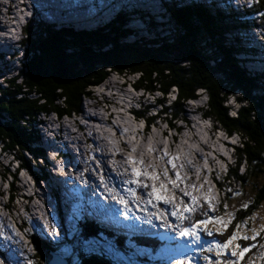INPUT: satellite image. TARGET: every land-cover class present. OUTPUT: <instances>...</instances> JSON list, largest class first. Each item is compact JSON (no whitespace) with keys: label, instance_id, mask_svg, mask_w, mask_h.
<instances>
[{"label":"trees","instance_id":"obj_1","mask_svg":"<svg viewBox=\"0 0 264 264\" xmlns=\"http://www.w3.org/2000/svg\"><path fill=\"white\" fill-rule=\"evenodd\" d=\"M173 2L166 6L175 25L171 39H132L130 35L136 36L135 31L123 28L125 14L107 27L89 32L58 30L42 23L27 26L21 69L16 77L0 84V149L12 151L30 169L24 152L34 157L41 153L31 147L37 140L32 129L35 120L46 113L64 117L78 112L91 87L103 84L110 74L123 76L124 81L129 80L141 91L159 93L162 100L175 92L176 100L161 105L167 121L181 118L185 102L205 91V115L229 137L235 134L241 138L240 147L234 151L237 163L230 167L227 179L242 188L250 181L262 180L253 203L235 220V225L242 224L264 202V75L248 73L239 65L241 62L234 57L237 50L227 43L226 34L237 27L264 25V0H258L249 11L229 15L204 5L181 6ZM236 89L240 90L237 97L233 95ZM231 97L238 106L234 110L227 105ZM159 102L162 101L158 99ZM146 110L135 113L146 118ZM240 166L244 173H240ZM232 198L227 194L228 201ZM86 223L91 224L84 222L71 234L75 236L71 242L83 248L75 255V264H118L120 261L114 262L94 249L99 245L83 239L87 230L92 231ZM33 239L40 249L39 240ZM117 240L123 241L124 237L117 236ZM88 244L92 249L86 247ZM62 247H54L53 251L59 253ZM36 259L39 264L43 260L50 264L43 250ZM127 262L140 264L131 259Z\"/></svg>","mask_w":264,"mask_h":264},{"label":"bare ground","instance_id":"obj_2","mask_svg":"<svg viewBox=\"0 0 264 264\" xmlns=\"http://www.w3.org/2000/svg\"><path fill=\"white\" fill-rule=\"evenodd\" d=\"M58 1L66 2L67 0H58ZM179 1L182 3V0ZM16 2H17L16 0H0V6L2 4L5 6L7 3L15 4ZM155 2L156 0H92L89 5H96L97 8L110 9V11H112L114 8L117 7L125 8V7L136 6V9H140L143 14L139 16L132 15L129 16V18L130 17L137 18V17H141L144 14L151 15V13L153 12L151 8L157 7ZM148 9L151 12L145 11ZM11 10L12 9L9 8L6 11H0V15L2 16L1 18L5 19L4 15L7 13L18 14L17 12H12ZM38 10L39 12L45 11L49 16L52 17L53 20L59 18V14H64V12L69 11L66 10L60 13L59 9L51 7L46 4L38 5ZM23 12L24 10L19 11L20 14ZM81 22H85V20H82ZM0 25H1L0 30L4 31L5 29H3V27H5L6 25L2 24L1 22ZM84 27L88 28V25L85 23ZM248 38L251 41L249 44L250 46H253L257 49L260 48L259 42L256 40L253 34H249ZM9 42L11 41L4 39V42L0 46V50L3 48V46L7 45V43ZM245 60L249 61L252 65H254L253 67H257L260 70L264 68L263 65L255 61L256 59L246 58ZM4 69H7V67L5 66ZM117 81H118L117 79H113L112 82L111 79H109L106 81L107 83H103L102 85L96 87V88H100L102 86V88H100L101 90L100 89L99 90L95 89V90H97L100 95L102 94V92L106 91L107 88L113 89L114 84ZM128 88H130V91L132 93L127 89L120 90L118 92V93L121 92L122 96L118 97L120 99V103L116 104V107L103 109V111H101V109L98 108L99 104H97V102L92 103L89 109H85V110L82 109L80 113L81 118L72 120L68 124L60 120L42 119L40 121V124L45 126V130H43L42 128L40 130V128H38V130L36 131L38 133L37 136H39V138H40V134H42L43 137H46L53 143L52 145L53 147L52 148L48 147V151H53L54 149H57L59 140L60 143L64 146V150H65L64 152L66 153L65 162L63 163V160L52 159V160H48L47 163L50 169H53L51 171L53 175L51 176L52 179H54V183L55 182L58 183L59 186L61 187L62 200L59 201V205L66 208L63 214L70 217L71 219H74V216L77 213H79L80 216H85L87 212L92 219L93 218L95 220L99 219L105 224L112 223L122 226L123 231L121 233L123 234L133 233L134 228L132 224L131 225L124 224L118 221L117 219H114L108 214L109 211L114 210L117 213H119V215H121L123 218L124 217L131 218L132 220L142 225L141 227L137 226L135 228L134 230L135 233L137 234L139 233L140 235L142 234L151 235L150 232L155 231V230L153 231V226L158 227L159 222L155 220V217H152V221H153L152 224L145 223V221L148 219V217L145 215V212H143L145 210L141 209L137 211V208L134 207L129 196V192L134 191L137 194V196L140 197L142 200L147 199L148 198L147 191H149L150 188L144 189L142 187H136L135 185L126 184L128 191L121 190L122 185H124L123 181L125 179H130V177L122 172V169L118 164L123 163V166H125V170H126L127 164L125 161V157L128 156L129 154H134L132 158L135 160H140L139 154H141V157L145 161L144 163L145 166L143 167L147 168V165H149L150 160H152V163L158 172L163 170L166 167V164L164 163V161H160L161 162V163L159 162L160 164L157 163L156 158H157V151H159L160 147L162 146L160 136L164 135V130L161 127H158V130L156 132H152L151 135H152L153 148L151 151H147L146 147L138 140V135L141 134V132L136 131V129L137 127H141V125L136 124L137 120L128 117L127 110L126 112L121 110L127 104L126 98H128V101L130 102V99L133 100L135 96L133 94V89L131 85L128 84ZM137 94L143 96L142 91L137 92ZM148 96H149L148 93L144 95V97H148ZM91 109L95 110V115L93 117H91L89 113ZM194 110L195 109L192 107L190 113L193 114ZM124 116L126 117L124 118ZM191 116L192 115L189 114L186 115L187 118ZM89 119H91V121H88ZM127 122H129L132 126ZM100 130L101 133L104 134V137H102L103 141L100 139V136H102ZM191 130L192 128H190V131ZM57 135L59 137H57ZM209 137L212 143L209 142V139L203 137V135H200V137L198 135V142H199L198 146L196 147L192 145L188 146L187 144H185V147L181 146L179 150L176 148L175 152L172 150L173 148L168 140L169 142L168 146L170 148L169 150L171 151L172 156L173 153H177V156L180 157V159L176 161V163L177 164L184 163L185 165V169L183 172H181V176L183 179H185V181L189 185L188 190L191 191L195 196H200L202 193L208 192L209 187L207 183L199 184V182H203V178L200 177L201 175L197 179H194L189 175L187 176L185 173H189V172L191 173L195 165L197 163H201L202 160H206L207 163L212 168L210 171L205 166L203 167L204 169H207L209 171L208 173L211 172V174H215L220 171L218 161H216L215 158L211 157L210 159H208L207 157H205L206 154L205 155L202 154L201 151L198 152L197 149L198 148L204 149L206 151L211 150V152L215 155V157L218 160L224 157V153L221 152V149H219L218 146H216V144L213 143L215 136H212L209 133ZM217 140L219 142L222 141L221 138H218ZM34 143L35 145H38L36 139ZM43 145H45V143ZM176 145L177 144L174 143V147ZM211 145H214V148H211ZM73 146L74 149H70ZM105 146H108L107 150ZM133 148L136 150L135 152L131 151ZM140 150L141 152H139ZM58 151H53V152L59 153ZM113 153H115V155H113ZM191 154H192V159H190ZM74 155L77 156L79 162L71 159ZM189 161L191 163H189ZM94 162H97V166L95 167H94ZM106 163L108 167L106 166ZM13 171L17 173V180L20 181L21 184L23 185V188L21 189L32 191L33 194L36 196V200L30 201L28 204L19 201V206L20 208H23V212L21 214L25 216L27 215L26 218L29 219L30 224L33 225L35 230L38 231L40 225H42L41 222H43V210L41 209V205L38 201H41L43 204L48 205L47 207L50 208L52 207V204L49 202L50 199L48 201L44 197V194H46L44 189L42 191L38 189V192H36V186L33 187L29 181H24L19 176L18 171L16 169ZM117 171H119L121 175L118 176ZM171 173L172 170L169 169V174L171 175ZM68 181H73L74 184L77 185V187L73 189L76 192V194H73L69 190H67L68 185L66 183H68ZM146 183L150 185L151 181H147ZM79 185H81L82 187L80 188ZM183 186L184 185H181V187ZM192 186H194V188H199L200 192H196ZM89 190H93V195H95L93 198L89 196ZM109 190H111V192ZM38 194L40 195V197H38ZM97 194L103 196V199L105 200V204L102 203V201L99 198L100 196H98ZM113 195L119 198H125L127 208L131 210L126 211L123 206L116 204L115 200L113 199ZM177 195L180 196L183 200L187 201V197H182V194L180 193H177ZM68 200L76 203L73 208H69L68 206H66L67 202H69ZM139 206L144 207L142 203H140ZM3 208L4 205L0 198V228H3L4 235L9 237V239L7 240L0 238V257H1L0 260L5 264H10L12 262H14L15 264H27L28 262L34 264L30 256V252L27 249L28 248L27 241L21 239V237L18 234L13 235L15 231L12 223H9L10 222L9 219L12 218V220L14 221L15 216L6 214L5 211H2ZM157 208H159L168 216V223H172V224L179 223L181 227H183L182 225L184 224V222L185 224L187 223L186 222L187 219H185L183 222H178L174 218H172L170 215L171 208L169 206L163 204H157ZM199 208L200 206L198 207L197 211L194 212L195 214H197ZM146 211L154 212L155 209H153L151 206H148L146 208ZM2 212H4V214ZM21 214H19V217L23 216ZM192 214L189 213L186 215L189 218L192 216ZM9 216L10 218L8 219ZM47 217H48V221L50 222L55 221V212L51 208H50V213H47ZM105 217L107 218L108 221H106ZM145 228L148 229L150 232L145 231L144 230ZM142 231H145V233H143ZM167 232L173 233V231H167ZM168 233L162 235H169ZM148 242L149 241H146V244H150L156 241L154 239L151 242L149 243ZM4 249H6V251Z\"/></svg>","mask_w":264,"mask_h":264},{"label":"rangeland","instance_id":"obj_3","mask_svg":"<svg viewBox=\"0 0 264 264\" xmlns=\"http://www.w3.org/2000/svg\"><path fill=\"white\" fill-rule=\"evenodd\" d=\"M16 1H17L16 3H18L21 0H16ZM155 4L157 5V7H152L151 8L153 10V12L151 14H156L157 15V17H155L153 19V21L155 20V22H161V24H164L165 21H166V25L162 26L161 29L159 28L160 26H156V28H158L157 29L158 32L160 33L163 30V33H160V34L158 33V35L157 34H154V33H150V28H151L152 21H150L145 15H142L140 17V20L141 21L136 20V19H139V17H137V18L136 17H130L129 18V16H132V15L139 16V15L143 14L140 9H136V6H134V7H132V6L131 7H126V9L130 12V14L125 15L127 19H126V22L123 24V28L124 29L134 30L136 32L135 34H138L139 33L138 35H139L140 38L142 37V39H144V38L146 39V38H150V37H157V36H159V37H166L167 33L164 32V31H167V29L169 31L172 30L175 33V25H174V23L172 25V22H174V21L172 20V18L170 16V13L168 12V10L165 11V6H160L159 5V4L163 5L164 4V1L163 0H160L158 2H155ZM159 6H160V8H159ZM145 11L151 12L149 9L148 10H145ZM104 13L107 14V15H109V16L107 18H105V19H102L100 25H98V26H104L107 22H113L115 20L112 12H106L105 11ZM13 15H17V14H13ZM26 16H28V14ZM42 19L45 21V18H41L40 19L39 16L36 14L35 15V18L33 19L32 23H31V25H34V27H35V25L40 24V23L43 22ZM62 19H66V18L62 17ZM25 20H26V17H25ZM25 20L22 21V24L25 22ZM13 23L14 24L15 23L17 24V22H15V21ZM57 25L58 26H61V27L70 26V25L59 24V23H57ZM6 27L7 26L3 27V29H5ZM0 28H1V25H0ZM146 28H148V31H149L148 34H146V32H147ZM239 28H241V27H237L236 28L237 31H236L235 37H241L245 33H251V32H248L246 30L247 28H243L242 30H239ZM14 31H19L18 30V27ZM263 33H264V31H263ZM164 34H165V36H163ZM256 34H257V32H256ZM130 37L133 38V39L136 38V36H131V35H130ZM231 37H233V36H231ZM255 37L258 38V35H255ZM262 40H264V39H262ZM261 43L264 44V41H262ZM1 45H2V43H0V46ZM16 47H20L19 46V42L16 45L13 46V48L17 49ZM211 47H212V50L214 51L212 45H211ZM13 48H12V52H13ZM23 48H24V51H23ZM23 48H22L21 51H19L17 49L19 52L17 53L18 55H17V57L14 60V64L16 66L20 65L24 61L25 46H23ZM5 50H7V48ZM205 53L208 54L209 52L206 50ZM240 57L241 56L238 55V58H240ZM255 61L261 64V61H259L258 59H256ZM113 76H115L116 78H118L117 79L118 80L117 82H120L121 80L124 79L123 76H121V75H117V74L116 75H113V74H110L108 78L111 79L112 82H113V79H114ZM109 79H106L104 83H107L106 81L109 80ZM127 81L129 82V80H127ZM124 83L127 84V82H125V81H124ZM96 87L97 86L91 87V90H90V91L94 92V94L97 92V90H99L100 88H102V86L100 88H96ZM95 89H97V90H95ZM106 90H108V88ZM234 91L235 92H234L233 95L235 97H237L239 95L237 93V91H240V90L236 89ZM106 93L108 94V92H106ZM171 93L172 94H170L166 98V100H168V102H172L173 99H174V96H176L173 91ZM196 95L199 96V97L196 98L195 101H193V100L189 101L187 103V105H190V104L191 105H195V106H197V109H199L202 112L205 111V110H207V109L204 108V106H203L204 109H202V105H204V104H206V102H208L207 94L205 93V91H199V92L196 93ZM160 96H161V94H160ZM160 96H158V95L157 96H154L153 95V99L157 100ZM149 97L150 98L148 100H152V96L150 95ZM139 99H141L140 94H136V96H134L133 102H136ZM143 99L139 100V102L140 101L141 102H145L146 104L149 103V102H146V99H147L146 97L143 98ZM92 103H96V101L87 102L86 100L85 101L82 100V104H81L82 105V109L83 110L87 109L88 106H89V104H92ZM227 105L229 107H231L233 110H234V108H237L238 107L237 104L233 100L227 101ZM111 107H113V106H110L108 108H111ZM134 107L135 108H138L136 105ZM125 117L126 116H124V118ZM77 118H81V116L80 115H77L74 119H71V120L62 119V122L68 124L69 121L75 120ZM46 119H54V118H46ZM189 119H191V121L194 123V127L195 128L196 127L202 128L201 126H199L196 123L195 118H193V116L189 117ZM127 123H129V122H127ZM204 123H209V122L207 121V122H204ZM156 124H157V122H156ZM94 125H96V124H94ZM74 130H76V129H74ZM152 130H154L153 132H155V128L152 129ZM157 130H158V126H157ZM191 131L193 132L194 129L192 128ZM100 133H101V130H100ZM36 134L38 135L37 131H36ZM151 134H152V132H151ZM151 134H149V136H148L149 138H152V135ZM176 134H178L179 137H181V138L182 137H186V133L183 132V131H180L178 129H176ZM197 134H199V131L198 130H197ZM212 134H213V132H212ZM101 135L102 136H100V139L103 141V138L102 137H104V134L101 133ZM38 138H39V136H38ZM105 138H107V137H105ZM193 138L195 139V137H193ZM39 139H40V142L41 143H43V140H45L44 138L43 139L39 138ZM160 140L162 142V146L160 147L159 151H157V157L163 156V153H164L163 152V141H162V140H164V135H161L160 136ZM228 141L230 143L229 142H226L227 146L224 145L225 149L222 148L221 145H217L218 148L221 149V152H223V153L225 152L224 153V159L223 160H221V159L218 160L215 157V155L211 152V150L205 151V150L202 149L201 150V153L204 154V155L206 154L208 156H211L212 158H215L216 161H218L219 170L220 171L217 172L215 176H217L219 179L214 180L212 183L215 186H217L219 184V182H221L224 190L221 191L220 197L222 198V193H225V195H226V192H229V193H231L233 195V198L230 201H228L226 199V203H224V204L222 203V206H221V208L218 211H217V208L215 210L212 209L213 212H218V213L217 214L214 213L213 215H211L212 217H209L208 220L218 219V220H221V221H228L229 220V217L226 215V213H231L232 214V219L228 223L227 229H224L222 227V225L219 224V223L216 224V225H213V224L209 223L208 225H206L207 231H205L204 228L198 229L197 230V235H198V238H199L198 239V242H195L194 243L192 241V238L191 237H189L187 240L182 241L183 243L187 244L188 245V248L190 249L188 255L191 257V259L188 260V264H215V261L218 258L216 256L215 250L213 249L212 251H206L205 249L211 247L213 244H221V243L225 242L224 239L231 234V230L232 229H233L232 232H236L238 235H245L246 234L248 236H251L252 230L259 231V229L261 228V226H264V202H262V204L260 205L259 209L251 216L250 220L249 221L246 220L242 224H240L241 225V228H239V229L236 228V225H235L236 221L235 220H237L239 218V216L241 215V210L247 209L248 206L251 203H253V200H254V197H255V193L261 187V185H262V180L260 179L258 183L256 181H254V180L253 181H250L248 184H246L245 188H242L241 187V189H239V187L237 185H235V186L229 185L230 186V188H229L228 184H232L233 181H231L230 183L229 182L227 183L226 180H222L223 177L221 175L224 174V176H225L226 175V172H227V170L224 169V166L226 165V163L229 162L230 163L229 166L234 164L233 161L235 159L234 158V156H235V154H234L235 153L234 152L235 151V147H240L241 138H240L239 135H234V136L230 137ZM195 142H197V145H192V146H195L196 147V146H198V143L199 142L196 139H195ZM213 143H214V141H213ZM185 144L188 145V143L183 142V143H181L180 147L181 146H184L185 147ZM214 144H216V143H214ZM228 145H232V147L229 148ZM107 147L108 146H105L106 150H107ZM176 148L178 149V146L177 145L172 150L175 152ZM211 148H214V145H211ZM197 151L199 152L200 149L198 148ZM8 152H10V153H12L14 155V153L12 151H7V152H4L3 154L4 155H7V154H9ZM139 152H141V150ZM168 154L170 156H172L170 150L168 151ZM24 155H28V154H26V152H24ZM131 155L134 156V154H131ZM208 156H206V157L208 159H210L211 157H208ZM139 158H140V160L142 159L144 161V159L141 157V154H139ZM10 159H14L15 160L16 158H13L12 157ZM190 159H192V154H191V158ZM156 160H157V158H156ZM8 161H9V158L7 156H3L2 155V157H0V168H1V170H3V168H5V165H6V163ZM16 161H17V159H16ZM202 161H205V160H202ZM42 162H43V160H40V164H37V165L39 167L41 165L43 166ZM159 162L160 161H157V163H159ZM144 163H145V161L143 162V166H145ZM201 163H202V165H200V163H197L195 165V167L193 168L192 172L191 173L189 172L190 173L189 176L192 177V178H194V179H197L201 175L200 177L203 178V182H199V184L207 183V185H208V187L210 189L211 187L208 184L207 180H205V177H207L211 172L208 173L209 171L207 169H204L203 167L204 166H207V168H209L210 171H211L212 168L210 167V165L206 161L205 162H201ZM149 164H153L152 163V160H150ZM7 165H9L11 167V165L9 163ZM118 165L122 169V172L124 174H126L125 166H123V163H120ZM95 166H97V162H94V167ZM106 166L108 167L107 163H106ZM147 167H148V165H147ZM35 169H36V171H40L41 170V169H38L37 166H36ZM197 169L199 170V176H197ZM47 172H48V174L53 175V173L51 171L48 170ZM240 172H243L242 171V168L240 169ZM5 179H8V178L6 177ZM17 186H19L20 189L23 188V185L22 184L20 185V183L17 184ZM2 189H3V187H1V184H0V190H2ZM125 189H127V187H126V184L124 183V185H122V187H121V190H125ZM144 192H146V191H144ZM219 201L220 200L218 199L217 202H219ZM201 203H202V208L203 209L207 207V205L203 204V202H201ZM18 204H19L18 200L14 201L12 204H10V207H13V210H14V214L15 215L16 214H19V210L16 209V207H17ZM244 205H247V207L245 208ZM66 206H68V205H66ZM134 207L137 208L136 206H134ZM139 208H140V210L142 209V210H145L146 211V209L144 207L139 206ZM145 211H143V212H145ZM200 211H201V209L199 208L197 214L193 213L192 216H191L192 218H188L186 220V222H187L186 224L187 225L184 222V224L182 226L183 227H186V228H190L193 224H198L201 221L205 220L204 218L205 217H208V215H206V212H200ZM2 213L4 214V212H2ZM199 215H200L201 218L199 217ZM235 215H236V218H235ZM193 217L196 218V219H199V218L200 219H199V221H194L193 223H191V221L193 220ZM105 219H106V221H108L106 217H105ZM24 221L26 222V220H24ZM19 222L23 223V220H19ZM69 222H71V221H67V224L68 225H69ZM106 225H109V226L114 227V228L117 227V226H120V225L112 224V223H108ZM218 228L221 229L220 234L217 233V229ZM25 229H26V224L24 225V230ZM122 231H123V227L116 232V235L118 237L119 236L126 237V234L125 233L124 234L121 233ZM153 231H154V229H153ZM142 232L145 233V231H142ZM157 232L161 234V232H160L159 229H157ZM119 233H121V234H119ZM151 233H153L157 237L154 238L152 235H146V234L140 235L139 233L138 234L135 233L136 236H134V241H137L138 244H135V242H134V244H132V242L130 244V245H132L135 248V250H134L135 252L139 250V252H141V254L143 256H148L150 254H151L150 256H153L154 254L157 255V256H160L161 255L160 247L162 245V242L161 243L158 242V237L160 235H158V233H156L155 231L154 232H151ZM129 235H133V233H130ZM142 237H144L145 240H141ZM261 237H264V233H260V235H258L257 238H256V240H254V241L253 240H248V241L238 240V241L235 242V243L240 244L242 247L243 246H249V247H251L253 244L257 245V247L253 248L251 252H249L248 254H246L245 260L242 261L241 264H247V261L249 259H252L253 264H261V262L257 259L258 252L262 250V249L259 248V245L260 244H264V239H262ZM154 239H155L156 242L150 243L149 245L143 244V242H145V241L151 242ZM174 243H175V241H174ZM130 245L123 244L122 245V248H126L127 249ZM27 249H28L29 252H31V254L32 253L34 254V250L31 248L30 245L28 246ZM163 252H164V250H163ZM133 256L136 257V255H133ZM137 256H139V255H137ZM162 258H164V259H162ZM181 258H183V257H181ZM158 259H162V260H160V262L165 261L166 263H168L167 254L166 253H165V257L164 256L156 257V259L154 261H156ZM221 259H222V264H223V260L224 259H234V258L231 257V255H230V253L228 251H225L222 254ZM71 264H75V263L72 261Z\"/></svg>","mask_w":264,"mask_h":264},{"label":"snow or ice","instance_id":"obj_4","mask_svg":"<svg viewBox=\"0 0 264 264\" xmlns=\"http://www.w3.org/2000/svg\"><path fill=\"white\" fill-rule=\"evenodd\" d=\"M248 2L251 4L254 2V0H248ZM131 151L135 152L136 150L133 148ZM149 151H151V148H149ZM113 155H115V153H113ZM179 159V156H170L167 151H164L163 156L157 157V161H164L166 167L158 172L153 164H149L148 167L145 168L143 167L142 159L135 160L132 158L131 154L125 157L127 164L126 175L129 176L130 179H125L124 183L135 185L136 187H142L144 189L150 188V190L147 191L148 198L143 200L138 197L134 191L129 192L132 204L137 207V211L140 210V203L144 205L145 209L148 206H151L153 209H155V211H145V215L148 217L145 223L152 224V217H155V220L159 222V226L164 227L166 231H173L175 233L174 236H159V240L162 242L163 250L167 254L168 264H188V260L191 259V257L188 255L190 249L188 248V245L182 241L191 237L194 243L198 242V229L204 228L205 231H207L206 225L209 223L213 225L219 223L224 229H227L228 223L232 219V214L226 213V215L229 217L228 221L205 219L198 224H193L190 228L181 227L179 223H168V216L159 208H157V204L169 206L171 208V217L178 222H183L185 219H188L186 214L196 212L201 202L207 205L209 210L214 208L213 198L210 195L211 189H208L207 193H202L200 196H195L191 191L188 190L189 185L181 176V172L184 171L185 165L184 163L177 164L176 161ZM189 163L191 162L189 161ZM169 169L172 170L171 175L169 174ZM117 175L119 176L121 173L117 171ZM197 176H199L198 169ZM205 180H207V177H205ZM147 181H151V184L149 185L146 183ZM181 185L184 186L181 187ZM192 187L194 188V186ZM194 190L196 192H200L199 188H194ZM109 191L111 192V190ZM125 191H128V189H125ZM177 193L182 194V197H187V201L183 200L177 195ZM113 199L115 200L116 204L123 206L126 211L131 210L127 208L125 198H119L113 195ZM244 207L246 208L247 205H244ZM125 219H127V217H125ZM236 228H241V225L237 224ZM52 231L55 232L56 229L53 228ZM220 232L221 229L218 228L217 233L220 234ZM260 233H264V226H261L259 231L252 230L251 236L246 234L238 235L236 232H232L230 236L226 238L225 242L221 244H213L211 247L205 250H215L216 256L218 257L215 261V264H222L221 257L225 251H228L231 257L234 259H224L223 264H241V262L245 260L246 254L251 252L253 248L257 247V245L253 244L251 247H242L240 244L235 242L238 240L254 241L256 240L257 236L260 235ZM15 234L16 233H13V235ZM0 238H3L4 240L9 239V237L4 235L3 228H0ZM261 238L264 239V237ZM259 248L262 250L258 252L257 259L261 262V264H264V244H260ZM66 251L68 250L66 249ZM247 264H253L252 259H249Z\"/></svg>","mask_w":264,"mask_h":264},{"label":"water","instance_id":"obj_5","mask_svg":"<svg viewBox=\"0 0 264 264\" xmlns=\"http://www.w3.org/2000/svg\"><path fill=\"white\" fill-rule=\"evenodd\" d=\"M50 264H55V263H50ZM59 264H65V263L61 262V263H59Z\"/></svg>","mask_w":264,"mask_h":264}]
</instances>
